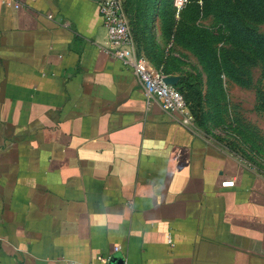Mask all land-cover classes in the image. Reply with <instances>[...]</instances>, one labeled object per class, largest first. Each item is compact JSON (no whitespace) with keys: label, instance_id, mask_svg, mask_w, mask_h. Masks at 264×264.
Returning a JSON list of instances; mask_svg holds the SVG:
<instances>
[{"label":"crops","instance_id":"1","mask_svg":"<svg viewBox=\"0 0 264 264\" xmlns=\"http://www.w3.org/2000/svg\"><path fill=\"white\" fill-rule=\"evenodd\" d=\"M100 1L0 0V264H264V174L146 100Z\"/></svg>","mask_w":264,"mask_h":264},{"label":"rangeland","instance_id":"2","mask_svg":"<svg viewBox=\"0 0 264 264\" xmlns=\"http://www.w3.org/2000/svg\"><path fill=\"white\" fill-rule=\"evenodd\" d=\"M138 48L196 129L264 174V0H123Z\"/></svg>","mask_w":264,"mask_h":264},{"label":"built area","instance_id":"3","mask_svg":"<svg viewBox=\"0 0 264 264\" xmlns=\"http://www.w3.org/2000/svg\"><path fill=\"white\" fill-rule=\"evenodd\" d=\"M183 2L184 0H175L178 7ZM15 6H19V3L16 2ZM98 10L107 31L104 51L132 70L148 102H156L162 110L175 115L183 125L193 128L194 118L183 93L176 88V85L165 81L168 75L163 70L150 68L147 58L137 53L124 11L123 0H101ZM233 184L234 181L230 179L223 181L221 185L226 187L233 186ZM114 250H119V246L115 245ZM97 259V264H109L107 256H98Z\"/></svg>","mask_w":264,"mask_h":264},{"label":"water","instance_id":"4","mask_svg":"<svg viewBox=\"0 0 264 264\" xmlns=\"http://www.w3.org/2000/svg\"><path fill=\"white\" fill-rule=\"evenodd\" d=\"M165 81H166L167 83L172 84V85H176V82H175V78H174V77L167 76V77L165 78Z\"/></svg>","mask_w":264,"mask_h":264},{"label":"trees","instance_id":"5","mask_svg":"<svg viewBox=\"0 0 264 264\" xmlns=\"http://www.w3.org/2000/svg\"><path fill=\"white\" fill-rule=\"evenodd\" d=\"M164 73H165V72H164ZM165 74H166V73H165ZM176 88H177L178 90H180V91L183 93V95H184L186 101L188 102L187 97H186V94L184 93V91H183L181 88H179L178 86H176Z\"/></svg>","mask_w":264,"mask_h":264}]
</instances>
